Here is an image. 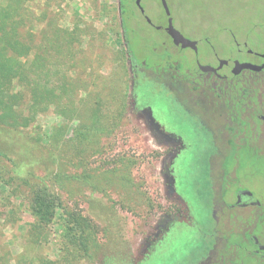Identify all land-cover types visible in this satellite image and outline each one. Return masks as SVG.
I'll return each instance as SVG.
<instances>
[{
  "label": "rangeland",
  "instance_id": "1",
  "mask_svg": "<svg viewBox=\"0 0 264 264\" xmlns=\"http://www.w3.org/2000/svg\"><path fill=\"white\" fill-rule=\"evenodd\" d=\"M24 1L20 34L32 51L22 61L27 71L38 65L39 106L28 128L0 131V264H194L210 231H196L176 173L179 187L192 190L204 155L174 160L167 149L181 143L165 134V92L156 80L151 92L134 71L165 33L139 17L131 23L128 13L126 33L122 0ZM164 1L186 40L208 39L220 57L234 51L219 40H247L251 52H264V0ZM146 9L165 23L158 0ZM185 53L199 65L209 56L204 48L196 58ZM10 89L24 96L23 114H34L32 87L15 80ZM82 222L90 228L84 237Z\"/></svg>",
  "mask_w": 264,
  "mask_h": 264
},
{
  "label": "flooded vegetation",
  "instance_id": "2",
  "mask_svg": "<svg viewBox=\"0 0 264 264\" xmlns=\"http://www.w3.org/2000/svg\"><path fill=\"white\" fill-rule=\"evenodd\" d=\"M146 1L134 0L135 8L127 11L129 20L136 23L139 17L149 29L165 33V43H161V50L153 46L150 59L143 60L140 68L132 61L136 78L149 85L151 92L155 87L150 83L156 80L165 92V134L181 143L176 149H167L177 155L174 160L191 153L209 155L207 166H201L195 174L196 185L191 186L192 190L186 192L179 187L176 173L179 193L189 203L194 202L193 194L201 189L199 173L202 172L209 186L211 216L228 227L212 224L208 231L214 235L216 230L230 231L248 243L244 247L257 258L256 264H264V229L259 231L264 223V52H251L247 40L234 39L219 40L222 48L234 51L224 57L218 56L208 39L190 41L196 43L194 47L177 46L169 33L172 17L164 9L162 0L158 4L165 12L164 24L151 19ZM138 36L144 38L145 34L138 33ZM158 39L159 36L152 37L154 42ZM164 45L165 58L159 55ZM200 48L206 49L209 56L199 65L185 52H192L196 58ZM157 58L161 63L151 68ZM243 65L250 67L242 68ZM144 94L153 97L151 93ZM189 142H195L197 147L191 148ZM194 186L197 188L193 189ZM199 219L195 211L197 232ZM212 251L213 248L194 264L225 262L211 260Z\"/></svg>",
  "mask_w": 264,
  "mask_h": 264
},
{
  "label": "trees",
  "instance_id": "3",
  "mask_svg": "<svg viewBox=\"0 0 264 264\" xmlns=\"http://www.w3.org/2000/svg\"><path fill=\"white\" fill-rule=\"evenodd\" d=\"M24 2V0H5L6 5H0V131H2L3 128H11L14 130L28 128L36 121L35 113L39 106V103L36 101L38 94L35 88V83L38 85L39 80L37 75L38 65L34 62L27 71L22 61V59L29 58L32 51L31 46L22 39L20 34V27L24 24L26 18ZM131 2L132 0H122V16L126 33L129 31V22L126 16ZM127 43L129 44L126 38V44ZM134 57L135 55L131 54V60L133 62L135 61ZM15 80L25 82L32 87V90H30V109L34 114L25 116L18 108L19 102L24 96L19 93L11 92L10 87ZM208 156V154L204 155L205 159L202 157V162L201 159H198V166H200L201 163L202 166H207L205 161ZM204 173L206 174L205 171ZM199 179L202 181L199 183L201 189L193 194L195 195L193 196L195 201L190 203L194 211L198 212V216H200V219L197 221L200 228L199 232L205 234V227L207 228L212 224H216L215 226L218 228H228L227 226H223L222 223H217L216 219L211 216L210 206L212 201L210 200V193L207 191L209 186L208 183L205 182L204 175H201ZM194 188L197 187L194 186L193 189ZM76 220L77 219H73V222L77 225ZM77 227L81 229L82 237L86 235V230L90 229L89 225L85 222L79 223ZM231 236L234 238H231ZM210 237L211 244L208 245L204 241H202L201 244L206 246V252H210L211 248H213L211 260L225 261L216 262L215 264H231L232 261L235 264H243L244 260L255 261L254 259H257L248 253L249 251L244 247L245 244H248L245 240L233 236L232 233L226 229L220 232L216 230L215 235L211 232ZM84 241L87 242V239L85 238L83 243ZM212 245H214V247Z\"/></svg>",
  "mask_w": 264,
  "mask_h": 264
},
{
  "label": "water",
  "instance_id": "4",
  "mask_svg": "<svg viewBox=\"0 0 264 264\" xmlns=\"http://www.w3.org/2000/svg\"><path fill=\"white\" fill-rule=\"evenodd\" d=\"M162 4H163L164 9L167 10V7H166V4H165V1H164V0H162ZM169 33H170V35L172 36L175 45H177V46H180V45H181L182 48H188V47H194V46L196 45V43H192V42H190V41L184 39V38H183V37H182L177 31H175V30L172 28L171 25H170V27H169ZM241 67H242V68H249L250 66H248V65H243V66H241Z\"/></svg>",
  "mask_w": 264,
  "mask_h": 264
}]
</instances>
